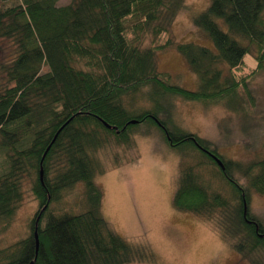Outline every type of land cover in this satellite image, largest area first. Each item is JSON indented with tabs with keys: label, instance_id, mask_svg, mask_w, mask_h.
Listing matches in <instances>:
<instances>
[{
	"label": "trees",
	"instance_id": "obj_1",
	"mask_svg": "<svg viewBox=\"0 0 264 264\" xmlns=\"http://www.w3.org/2000/svg\"><path fill=\"white\" fill-rule=\"evenodd\" d=\"M58 2L0 0V233L27 193L38 205L27 235L0 247V264H155L149 247L127 241L103 217L95 181L129 160L101 157L135 148L143 124L182 152L173 206L210 221L237 253L264 264V224L248 200L251 190L264 194V156L246 164L225 158L171 124L160 100L178 95L237 110L244 91L252 101L248 83L264 66V0H210L195 14L215 49L174 39L170 25L185 0ZM163 33L166 40L156 43ZM165 47L185 57L196 90L157 68ZM77 184L81 209L55 208Z\"/></svg>",
	"mask_w": 264,
	"mask_h": 264
},
{
	"label": "rangeland",
	"instance_id": "obj_2",
	"mask_svg": "<svg viewBox=\"0 0 264 264\" xmlns=\"http://www.w3.org/2000/svg\"><path fill=\"white\" fill-rule=\"evenodd\" d=\"M69 1L59 0L58 4ZM209 3L210 0H185L186 6L170 25L177 42H194L215 49L213 41L202 35L193 20L194 15L204 11ZM165 36L166 33L161 34L155 42L163 43ZM150 42L148 38L145 44ZM3 52L4 49H0V57ZM155 58L157 68L168 72L172 83L189 90L199 87L197 74L175 48L165 47ZM245 61L249 68L256 66L252 54H246ZM248 86L254 98L245 100L242 91L237 110L174 95L166 101L160 99L164 108L162 114L171 124L191 130L209 141L225 158L246 164L264 156V66ZM143 96L140 92L137 101ZM159 130L143 124L134 135L135 148L125 150L120 146L101 157L108 164H112L118 154L121 159H129L108 166L95 177L103 192L100 206L103 217L127 241L149 247L156 255L155 264H252L237 253L213 223L173 206L182 152L170 146ZM235 174L246 182L240 172ZM81 186L77 184L68 190L55 208L80 210L83 201ZM249 194V210L264 224V194L253 190ZM37 206V201L27 193L9 227L0 233V247L27 235L29 220Z\"/></svg>",
	"mask_w": 264,
	"mask_h": 264
},
{
	"label": "water",
	"instance_id": "obj_3",
	"mask_svg": "<svg viewBox=\"0 0 264 264\" xmlns=\"http://www.w3.org/2000/svg\"><path fill=\"white\" fill-rule=\"evenodd\" d=\"M214 158L222 167H224L220 158H218L217 156H214ZM36 238H37V235H36ZM37 244H38V240H37Z\"/></svg>",
	"mask_w": 264,
	"mask_h": 264
}]
</instances>
